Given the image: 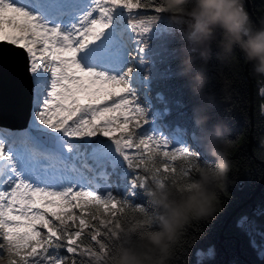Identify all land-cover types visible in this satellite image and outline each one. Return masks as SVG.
Returning a JSON list of instances; mask_svg holds the SVG:
<instances>
[{
    "label": "snow or ice",
    "instance_id": "snow-or-ice-1",
    "mask_svg": "<svg viewBox=\"0 0 264 264\" xmlns=\"http://www.w3.org/2000/svg\"><path fill=\"white\" fill-rule=\"evenodd\" d=\"M163 13L158 0H0V81L30 107L25 127L0 128V259L103 264L121 213H150L131 202L139 190L207 160L151 91L147 65L168 51L151 42L173 33ZM88 160L111 169L103 183ZM233 227L264 259V206ZM193 255L207 264L216 249Z\"/></svg>",
    "mask_w": 264,
    "mask_h": 264
},
{
    "label": "clouds",
    "instance_id": "clouds-1",
    "mask_svg": "<svg viewBox=\"0 0 264 264\" xmlns=\"http://www.w3.org/2000/svg\"><path fill=\"white\" fill-rule=\"evenodd\" d=\"M160 6L183 41L177 75L199 99L192 119L202 152L210 160L193 164L191 176L175 173L162 184L146 185L153 211L146 218L135 211L121 213L103 264H178V251L188 230L211 220L220 210L227 195L230 156L236 148L227 123L218 120L209 128L216 102L208 89L209 65L215 58L221 66L224 103L231 101L232 80L222 69L239 63L237 53L251 66L252 75L264 79V20L255 24L244 0H160ZM259 145L264 150V137ZM0 264L9 261L0 259Z\"/></svg>",
    "mask_w": 264,
    "mask_h": 264
},
{
    "label": "trees",
    "instance_id": "trees-1",
    "mask_svg": "<svg viewBox=\"0 0 264 264\" xmlns=\"http://www.w3.org/2000/svg\"><path fill=\"white\" fill-rule=\"evenodd\" d=\"M248 1L251 12L257 20L255 24L259 25L261 20H264L262 18L264 17V0ZM138 11L144 12V10ZM148 14L155 15L151 11ZM161 16L162 19L168 18L165 13ZM151 43L154 49L166 47L168 50L156 57L154 67L151 64L147 65L151 72L150 87L153 95L162 94L167 105L172 108V119L187 125L190 130L199 135V130L195 128L192 119L193 107L199 103V99L192 95L186 81L177 75L183 41L180 37L164 35ZM237 56L239 59L237 65L222 69L223 73L232 80L230 103H224L221 100L219 78L221 66L215 58L210 63L207 73L210 78L208 89L216 96L215 106L210 113L209 128L218 120L224 121L231 129L230 139L236 142V148L230 156L231 170L227 195L223 197L224 203L214 218L196 224L200 227L193 225L188 230L178 251V264H190L196 259L193 255L196 249L207 250L210 247H215L216 256L213 260L207 261V264H234V262L235 264H264V259L259 253L249 247L248 238L238 234L233 227L234 219L239 212H252L264 206V150H261L259 145L260 138L264 137V79L252 75L251 66L248 65L253 97L251 112L246 64L243 62L242 55L237 53ZM181 104L186 107L182 108ZM182 112L187 114L182 116ZM205 158L210 160L207 156ZM89 164L93 166L94 171L100 170L94 164ZM103 171L111 172V169L103 168ZM110 179L114 180L115 177ZM97 180L98 183H103L99 177ZM131 202L133 206L143 205L149 212L153 211L152 207H149V199L143 190H139L137 197ZM194 232L201 238H194Z\"/></svg>",
    "mask_w": 264,
    "mask_h": 264
},
{
    "label": "water",
    "instance_id": "water-1",
    "mask_svg": "<svg viewBox=\"0 0 264 264\" xmlns=\"http://www.w3.org/2000/svg\"><path fill=\"white\" fill-rule=\"evenodd\" d=\"M244 3L252 21L257 23V20L251 12L249 1L244 0ZM246 75L250 86V110L252 112V83L248 76V64H246ZM0 116L11 119L14 123V127L23 128L26 126L27 120L30 116V107L27 94L22 88L14 86L10 82L4 83L0 81ZM250 145L251 141L249 147Z\"/></svg>",
    "mask_w": 264,
    "mask_h": 264
},
{
    "label": "rangeland",
    "instance_id": "rangeland-1",
    "mask_svg": "<svg viewBox=\"0 0 264 264\" xmlns=\"http://www.w3.org/2000/svg\"><path fill=\"white\" fill-rule=\"evenodd\" d=\"M135 11H138V10H135ZM163 21L164 22H167L166 18H163ZM168 21H169V18H168ZM12 124H13L12 120H10V119H8L6 117L0 116V128H7V129H9L10 128L9 126H11ZM100 138L103 139L105 137H100ZM105 139H107V138H105ZM87 162L94 164L93 161H91V160H88ZM99 168H100L99 171L92 172V173L89 174V176H93V177H96L98 179V177L100 176V174L102 172H104L103 171V168H101V167H99ZM97 182H98V180H97Z\"/></svg>",
    "mask_w": 264,
    "mask_h": 264
}]
</instances>
